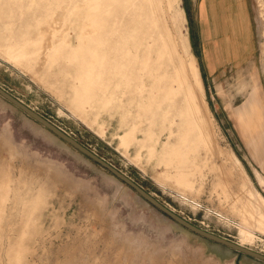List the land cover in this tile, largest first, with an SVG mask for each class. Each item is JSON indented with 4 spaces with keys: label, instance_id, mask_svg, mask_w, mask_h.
Wrapping results in <instances>:
<instances>
[{
    "label": "rangeland",
    "instance_id": "1",
    "mask_svg": "<svg viewBox=\"0 0 264 264\" xmlns=\"http://www.w3.org/2000/svg\"><path fill=\"white\" fill-rule=\"evenodd\" d=\"M251 2L252 52L208 67L199 0H0V87L173 213L264 255ZM0 264L264 262L178 225L0 97Z\"/></svg>",
    "mask_w": 264,
    "mask_h": 264
},
{
    "label": "crops",
    "instance_id": "2",
    "mask_svg": "<svg viewBox=\"0 0 264 264\" xmlns=\"http://www.w3.org/2000/svg\"><path fill=\"white\" fill-rule=\"evenodd\" d=\"M251 1L199 0V39L208 67H219V54L225 58L238 60L240 56L247 57L252 52L255 28ZM175 192L187 200L179 190ZM260 210L261 215L255 217L257 223L264 229V210L261 208ZM238 227L244 233L251 235L257 231L244 222H240Z\"/></svg>",
    "mask_w": 264,
    "mask_h": 264
},
{
    "label": "water",
    "instance_id": "3",
    "mask_svg": "<svg viewBox=\"0 0 264 264\" xmlns=\"http://www.w3.org/2000/svg\"><path fill=\"white\" fill-rule=\"evenodd\" d=\"M0 97L5 99L7 102L18 108L20 111H22L24 114H26L28 117H30L32 120L46 128L48 131L53 133L55 136L72 146L74 149H76L78 152L107 170L110 174L121 180L123 183L131 187L141 198H143L145 201H147L149 204H151L154 208H156L158 211H160L162 214L166 215L168 218H170L172 221L177 223L178 225L182 226L183 228L191 231L192 233L209 240L211 242H214L218 244L219 246L225 247L227 249H230L236 253L243 254L249 257H252L254 259L260 260L264 262V255L255 252L253 250L247 249L243 246L237 245L235 242L227 240L225 238L219 237L217 235H214L210 232H207L199 227H196L195 225L189 223L179 215L173 213L169 209H167L165 206H163L161 203H159L155 198H153L151 195H149L147 192H145L143 189H141L137 184H135L131 179L126 177L124 174H122L120 171L115 169L113 166H111L109 163L102 160L100 157H98L96 154L91 152L89 149L81 145L79 142H77L75 139L61 131L59 128L54 126L51 122L43 118L41 115L27 107L25 104L20 102L17 98H15L13 95L8 93L6 90H4L2 87H0Z\"/></svg>",
    "mask_w": 264,
    "mask_h": 264
},
{
    "label": "bare ground",
    "instance_id": "4",
    "mask_svg": "<svg viewBox=\"0 0 264 264\" xmlns=\"http://www.w3.org/2000/svg\"><path fill=\"white\" fill-rule=\"evenodd\" d=\"M238 245V244H237Z\"/></svg>",
    "mask_w": 264,
    "mask_h": 264
}]
</instances>
